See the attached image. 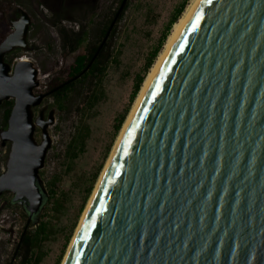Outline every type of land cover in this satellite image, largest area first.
Wrapping results in <instances>:
<instances>
[{"label":"water","instance_id":"obj_1","mask_svg":"<svg viewBox=\"0 0 264 264\" xmlns=\"http://www.w3.org/2000/svg\"><path fill=\"white\" fill-rule=\"evenodd\" d=\"M11 23L0 44V107L13 99L1 131L11 148L0 195L14 194L28 227L47 198L40 170L56 110L46 117L42 106L35 116L50 93L36 92L39 69L6 59L28 49L32 18L20 9ZM65 264H264V0L194 2L130 116Z\"/></svg>","mask_w":264,"mask_h":264},{"label":"rangeland","instance_id":"obj_2","mask_svg":"<svg viewBox=\"0 0 264 264\" xmlns=\"http://www.w3.org/2000/svg\"><path fill=\"white\" fill-rule=\"evenodd\" d=\"M9 1L12 2V6L4 9ZM129 1L128 9L115 24L116 30L111 39V50L115 52L116 48H119L122 53L118 63L111 62L109 64L103 81L104 98L99 100L93 108L87 109L85 113L77 110L76 103H71L69 109H60L51 96H47L42 105L34 108L35 116L39 114L42 106H46V114L51 108L56 110L55 123L49 127L52 145L47 153L45 165L40 170V176L47 191V197L51 194L50 179L52 176L55 173L61 176L60 185L55 188L54 199L63 203L60 210L54 209L56 203L54 202V206L52 203L47 207L45 205L37 214L39 216L37 221L45 220L49 225L48 239L41 246L43 257L38 264H55L60 255V264L63 263L101 173L105 169L122 131L118 132L119 134L114 131L116 117H119L128 105L130 115L136 102V100L134 103L130 102V95L137 74L143 72L147 55L158 45L175 8L183 0ZM68 3L64 7L63 13L71 14L76 19H66L62 24L77 29L78 21H82L80 19L85 17L82 15L84 11L88 14L91 11L92 15L86 17L87 20L91 19L93 22L91 27L95 33L92 32L90 41H95L96 32L101 24L113 15L120 0H88L81 3L69 1ZM20 9L26 10L30 14L32 24L28 35L29 47L26 50L18 48L20 49L19 56L14 61L21 56H26L35 63L39 69L38 78L40 81L36 92H44L48 81L62 62H66L68 59L63 56L55 28L48 22L51 10L43 5L41 0H2L0 2V39L2 40L13 30L11 20L20 16ZM175 25L171 28L169 37ZM74 100L78 101V97H74ZM2 115L3 109L0 110V127L3 120ZM82 128L87 129L85 152L71 160L67 153V147L78 135V129ZM1 131L0 174L6 167L11 148L9 141L6 146L2 145ZM35 136L37 141L41 142L42 130L40 127H37ZM109 145L110 151H107ZM97 171L98 174L92 189L86 197L87 188ZM12 198H14V194L10 191L0 195V264H21V258L15 255V247L23 228L27 226L24 213L26 209L19 202L11 207L3 206L5 201H10ZM33 228L35 226L30 227V229ZM68 235L69 240H67Z\"/></svg>","mask_w":264,"mask_h":264},{"label":"trees","instance_id":"obj_3","mask_svg":"<svg viewBox=\"0 0 264 264\" xmlns=\"http://www.w3.org/2000/svg\"><path fill=\"white\" fill-rule=\"evenodd\" d=\"M1 1L2 0H0V2ZM123 1L124 0H120V4L113 12V15L101 24L98 32H96L95 34V41H90V37L94 29H92L91 27L93 23L92 20H87V17H83V19H80L82 21H78L79 24L77 27H80V29L72 30L66 29L65 25L62 24L64 23V21H66V17L64 15L51 13V17L48 18V22L55 28V32L59 38L63 56L68 59V61L62 62L61 66L48 81L44 89L45 92H50V96L53 97L55 103L60 109H69L71 103H76L77 110L79 112L85 113L87 109L93 108L95 104L99 102V100L104 98L105 94L103 81L104 77L106 76L109 64L111 62L118 63L119 56L122 53L119 48H116L115 52L111 50V39L114 36L116 30L115 25L109 34L108 41L103 45H101V43L111 23L117 15V12ZM188 1L189 0H183L175 8L164 32L162 33L158 45L155 46L147 55L143 72L137 74V77L135 79L133 90L130 95L131 103H134V101L138 97L150 69L158 59L160 52L162 51L164 44L166 43L170 35V32L172 30L171 28H173V26L182 16ZM129 5L130 1L127 0L121 13L118 16V19L123 17L124 12L128 9ZM10 6H12L11 1L7 3V6L4 7V9H7ZM3 39H0V43L3 41ZM19 52L20 49H16L7 54V60L14 63L15 58L19 56ZM77 76L79 77L75 78ZM74 97H78V101H75ZM12 106L13 99H9L5 100L0 107V110L3 109V120L1 122L0 131L7 127L8 118ZM128 107L129 105L124 110V112L120 114L119 117H116V122L114 124L115 133H120V131L122 130L123 125L130 112H128ZM86 130V128L78 129V135L69 143L67 147V153L69 154L71 160L77 158L80 154L85 152V138L87 136ZM108 150L110 151V145L107 148V151ZM97 174L98 171L94 174L93 180L90 186L87 188L86 197L92 189V185L97 177ZM60 182L61 176L58 173H55L50 179L51 194L46 198L43 207L45 205L47 207L50 203H52L53 205L54 202H56L55 206L53 205L54 209L60 210L62 208L63 203L54 199V193L56 194L55 188L60 185ZM16 203L18 202H16L14 198H12L10 201H5L3 203V206L11 207ZM82 207L83 205L81 206V209ZM24 213L26 222L28 223L29 213L27 210H25ZM38 217V215L33 217L30 221L29 226H25L23 228L19 240L16 244L15 255L21 258V264H38L42 260L43 252L41 251V246L42 243L48 239L49 225L45 220L37 221ZM33 226H35V228L30 229V227ZM67 240H69V235L67 236ZM60 258L61 255L59 256L55 264H60Z\"/></svg>","mask_w":264,"mask_h":264},{"label":"bare ground","instance_id":"obj_4","mask_svg":"<svg viewBox=\"0 0 264 264\" xmlns=\"http://www.w3.org/2000/svg\"><path fill=\"white\" fill-rule=\"evenodd\" d=\"M195 1H196V0H190V1H189L188 7L186 8L185 12H184L183 15L181 16V18H180V20L178 21V23L175 25L174 30H173L171 36L169 37V39L167 40L166 44L164 45V48L162 49V51H161V53H160V56H159L158 60H157L156 63L154 64L153 68L151 69V71H150V73H149V76H148L147 79L145 80V83H143V84H144V85H143V88H142V90H141L139 96H138L137 99H136V102H135V104H134V107H133V109H132V111H131L129 117L127 118V120H126V122H125V124H124V127H123V129H122V131H121V133H120V136H119V138L117 139V142H116V144H115V146H114V148H113V150H112V152H111V155H110L109 160H108V162H107V164H106V166H105V169H104V170L102 171V173H101V176H100V178H99V180H98V183H97L96 189H95L94 193L92 194V197H91V199H90V201H89V203H88V206H87V208H86V210H85V212H84V214H83V217H82L81 222H80V224H79V226H78V228H77V231H76V233H75V236H74V238H73V241H72V243H71V245H70V247H69V250H70V248H71V246H72V244H73V242H74V240H75V238H76V236H77V234H78V232H79V229H80V227H81V224H82V222H83V220H84L86 214L88 213L89 205H90L91 201L93 200V198H94V196H95V193H96V191H97V189H98V187H99V185H100V182H101V180H102V178H103V176H104V174H105V172H106V170H107V168H108V166H109V164H110V162H111V160H112V158H113V156H114V154H115V152H116V150H117V148H118V145H119V143H120L122 137L124 136V133H125V130H126V128H127V125H128V122H129V119H130L131 114L133 113V111L135 110V108L137 107V105L139 104V102H140V100H141V97H142V95H143V93H144V90H145V88L147 87V85L149 84V82H150V80H151V78H152V75L154 74L155 70L157 69V67H158V65H159V63H160V61L162 60V58H163V56H164V54H165V52H166L167 47H168L171 43H173V41L175 40V38H176V30H177V27L180 25V23L182 22V20L184 19V17L186 16V14L188 13V11L190 10V8L192 7V5L194 4ZM3 40H4V39H3ZM0 44H1V43H0ZM19 59H20V58H19ZM28 59H29V58H27L26 56H23V60H28ZM69 250H68V251H69ZM67 253H68V252H67ZM65 260H66V256H65V259H64V261H63L62 264H65Z\"/></svg>","mask_w":264,"mask_h":264},{"label":"flooded vegetation","instance_id":"obj_5","mask_svg":"<svg viewBox=\"0 0 264 264\" xmlns=\"http://www.w3.org/2000/svg\"><path fill=\"white\" fill-rule=\"evenodd\" d=\"M76 2V1H79L80 3L83 2V1H88V0H46V3H47V6L50 8L51 10V13L53 14H56L58 13V15H64L66 17V19H76L75 17H73L71 14L70 15H65L63 12H64V7L67 6L69 3L68 2ZM94 1V0H92ZM86 11H84V13L82 14L83 16H90L92 15L91 11H90V14H88ZM73 17V18H72ZM65 25V24H64ZM66 29L68 30H72L73 28H71V26H66ZM77 29H80V27ZM109 39V36L106 38V35L104 36L103 38V41L101 43V45L105 44ZM97 53V52H96ZM45 92V91H44ZM50 96V93L49 95ZM48 113L46 114V110H45V116L47 117Z\"/></svg>","mask_w":264,"mask_h":264},{"label":"built area","instance_id":"obj_6","mask_svg":"<svg viewBox=\"0 0 264 264\" xmlns=\"http://www.w3.org/2000/svg\"><path fill=\"white\" fill-rule=\"evenodd\" d=\"M20 58H23V56H21Z\"/></svg>","mask_w":264,"mask_h":264}]
</instances>
